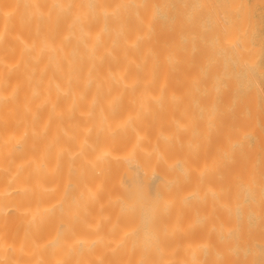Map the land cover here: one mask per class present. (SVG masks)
<instances>
[{"label":"bare ground","instance_id":"6f19581e","mask_svg":"<svg viewBox=\"0 0 264 264\" xmlns=\"http://www.w3.org/2000/svg\"><path fill=\"white\" fill-rule=\"evenodd\" d=\"M250 6L0 0V264H264Z\"/></svg>","mask_w":264,"mask_h":264},{"label":"rangeland","instance_id":"374dc122","mask_svg":"<svg viewBox=\"0 0 264 264\" xmlns=\"http://www.w3.org/2000/svg\"><path fill=\"white\" fill-rule=\"evenodd\" d=\"M263 1V2H262ZM254 2H255V4L257 3V2H259V4H254ZM245 3H247V6H248V8H249V6H250V4H254L255 6H253L254 8L252 9L251 7L252 6H250V9L252 10V12H251V14H253L252 15V17H253V20H254V25H255V23H256V25H255V29H256V34H255V39L257 40V42H258V45H259V47H260V49H261V53L258 55V56H256V58L255 57H253L252 59L253 60H255L254 61V63L257 61L258 63H256V64H254L253 63V61H252V59H251V63H252V65H251V67H252V69L251 70H253V73H254V75H255V77H254V82L258 85V86H256V84L254 83V88L256 87V89H260V88H262V90L260 89L259 91L262 93V97H264L263 95H264V53H262L263 51H264V0H245ZM255 11V12H254ZM256 19V22H255V19ZM259 23V24H258ZM261 23V24H260ZM261 26V27H260ZM261 28V30H259L260 28ZM259 30V31H258ZM263 37V38H262ZM258 39H259V41H258ZM262 39V40H261ZM260 42H261V44H260ZM260 56V57H259ZM260 58H261V62H260ZM263 58V59H262ZM261 63V64H260ZM259 65V66H258ZM261 65V66H260ZM253 66H255L256 68H258V67H260L259 69H254V67ZM259 70V71H258ZM260 70L262 71V73L260 72ZM257 71H258V73L260 74H258L257 73ZM258 76H257V75ZM262 77V78H261ZM259 78H261L260 80H262L263 81V83L259 80ZM261 83V84H260ZM260 86V87H259ZM261 110V109H260Z\"/></svg>","mask_w":264,"mask_h":264}]
</instances>
